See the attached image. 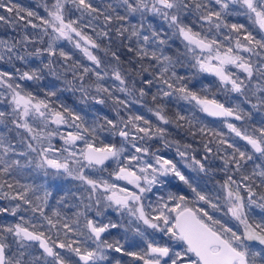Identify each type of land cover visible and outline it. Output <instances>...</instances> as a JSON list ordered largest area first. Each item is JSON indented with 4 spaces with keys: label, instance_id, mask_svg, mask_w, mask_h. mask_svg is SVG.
Masks as SVG:
<instances>
[{
    "label": "snow or ice",
    "instance_id": "1",
    "mask_svg": "<svg viewBox=\"0 0 264 264\" xmlns=\"http://www.w3.org/2000/svg\"><path fill=\"white\" fill-rule=\"evenodd\" d=\"M0 7H5L2 0ZM73 8L79 13L75 19L70 16ZM45 11L47 18L30 10L27 17L40 20L43 28L39 42L47 36L46 46L30 50L29 45L38 41L27 33L20 39H0V62L12 66L10 71H0V87L7 89V95L0 92V104L9 106L0 110V193L4 199L18 201L11 207H0V214L17 217L18 213H32L28 217L19 215V222L0 224V264H104L109 262L110 251L131 256L141 264H264V192L258 195L256 191L264 188V0H53L50 7L45 5ZM229 17H244L247 23L238 19L229 22ZM0 21L10 22L2 15ZM27 23L33 29L41 26L31 20ZM86 28L95 33V38ZM113 31L120 40L117 50L112 48ZM172 38L181 41L182 52H166V48H172ZM61 40L83 53L90 64L73 60L71 52L58 47ZM104 40L107 45L102 43ZM126 54L131 57L129 67L124 69L122 57ZM45 56L46 62L42 59ZM61 60L62 71H58L56 65ZM189 66L195 73L178 71ZM45 72L80 91L82 102L94 88L92 100L104 105L106 99H111L117 118L97 116L89 124L59 101L55 85L39 89L44 98H38L28 89L40 85ZM67 72L72 73L71 81L63 75ZM198 73L216 77L225 92L238 95V102L226 106L201 94L207 91L206 86L201 92L191 89L189 84ZM106 79L118 83L107 85ZM76 80L80 82L78 87L73 83ZM114 92L123 94V98ZM149 95L155 107L148 111L159 125L141 114L132 113L127 118L120 114L121 106L126 111L132 104L143 107ZM173 100L186 101L208 116L225 118L228 131L251 151L209 128L194 113L177 111L174 117L169 116L166 109ZM58 101L59 107H53ZM242 105H250V109ZM253 113H258L260 119L249 125ZM229 117L244 123L237 126ZM161 125L177 129L187 125L192 136L198 132L202 137L211 133L218 138L216 153L224 155L214 158L222 159L221 170L226 174L220 185L225 193L222 198L194 186L193 178L186 176L177 162L150 152L146 145L154 139L169 146L168 128ZM61 126L71 130L61 132ZM101 132L120 137V146L103 142L97 145ZM56 136L64 147L54 151L52 139ZM212 142L204 144L202 159L194 155L189 159L191 144L176 142V152L185 167L207 174L211 169L205 162L210 161L208 154L213 149L208 145ZM109 161L115 165L109 173L111 181L86 173L107 171ZM249 162L251 172L246 167ZM26 169L38 173L34 183L16 179L25 175ZM237 173L239 180L234 178ZM41 175L43 182L35 183ZM170 175L191 190L193 199L178 188L167 191L166 196L153 193L156 203L146 205V194L157 186L163 189L169 183L163 178ZM66 179L79 181L75 191L65 190L57 182ZM116 181H124L132 189ZM5 186L20 190L13 195L2 191ZM50 199H55V204L48 215L45 209ZM72 199L78 204L69 205ZM196 202H202V206L193 207ZM61 205L75 207L74 218L64 214ZM109 209L130 217L125 232L140 238L139 251L125 249L119 239L106 235L119 227L111 219L107 223L97 219ZM254 209L258 213L254 214ZM92 212L95 216L90 218ZM229 218L236 222L235 227L230 226ZM164 238L167 240L161 243ZM115 264L121 262L116 260Z\"/></svg>",
    "mask_w": 264,
    "mask_h": 264
},
{
    "label": "trees",
    "instance_id": "2",
    "mask_svg": "<svg viewBox=\"0 0 264 264\" xmlns=\"http://www.w3.org/2000/svg\"><path fill=\"white\" fill-rule=\"evenodd\" d=\"M3 4L5 7H0V15L8 17L10 22L5 23L3 21H0V36H2L5 39H8L11 41L13 37L16 39L22 38L23 35L31 34V38L37 40L38 42L35 45H29V49L33 47H44L47 44V36L43 37V43L39 42L40 36H42V28L43 25H41L40 20L36 19L35 17H27V11H33L37 13L40 17L47 18V12L45 11V5H50L53 3V0H2ZM94 3H100V0H94ZM69 7H72L69 5ZM7 8H13V11L9 12L7 11ZM20 9H23L25 11H20ZM19 17H24V19H19ZM71 18L75 19L77 16H79L78 12H75V9H72V13L70 14ZM102 19V18H101ZM229 22H234L236 19H238L242 23H247L246 18L244 17H239V18H234V17H229ZM28 20H31L33 23H36L38 25H41L39 28L33 29L30 24L27 23ZM85 23L87 22L86 20L84 21ZM133 23L136 22L135 19L132 20ZM99 24L100 22H95ZM115 23V22H114ZM159 22L157 21V25ZM50 30V29H49ZM99 30V28L97 29ZM86 32H88L90 35H93L95 38V33L91 32L90 29H85ZM41 32V33H40ZM170 34V33H169ZM114 37V42L112 44L113 50H117V46L120 43L119 38H115V32L113 31L112 33ZM235 35V34H233ZM221 40H223V37H220ZM103 44L107 45L108 41L104 40L102 41ZM127 43V41H125ZM169 43L172 45L171 49L166 48V52L168 54L175 53L177 50L183 51V46L179 43L177 38H172ZM226 44L227 41H224ZM59 48H63L65 51L71 52L73 54V60L81 62L83 64H90L89 61H87L85 58L82 56L78 55L75 51L70 49L69 47H66L64 45L60 46ZM96 51V50H95ZM99 55L103 57V52H100ZM131 57V54H126L124 57H122L124 63H123V68L127 69L129 67L128 60ZM42 59L47 61V57H43ZM35 64H38V61H34ZM70 63V62H69ZM146 64L148 63L147 61L145 62ZM63 64V61H59V63L56 65L58 71H62L60 68V65ZM19 66V62L17 64ZM7 69H4L3 66L0 67V71H6ZM178 71L180 74H192L195 73V69H192L190 66L186 68H179ZM63 75L66 76L67 80L71 81L72 78V73L67 72L63 73ZM147 76V74H144ZM150 78V77H148ZM131 79V78H130ZM65 81L63 79H57L55 76L48 75L47 72H45L44 79L40 82V85H31V87L28 89L30 91H33L34 94L39 96L40 98H44V92L39 90L45 86H50V85H55V88L58 89V97L59 101H62L64 105L67 107L73 109L74 111L78 112L81 116L84 117V119L91 124L93 119L95 117H103L107 116L110 119H116V112L113 110V103L111 99H106V103L104 105L96 104L92 100V96H95L96 93L94 90L89 91V97L86 101L82 102V93L80 91H74L70 88L69 85L64 83ZM73 83L78 87L79 83L78 80L73 81ZM105 83L107 85H113L118 82H110L109 79H106ZM219 80L208 74H202L198 73L197 78L194 79L190 84L189 87L193 89L194 91L201 92V89L203 87H207V91L203 92L201 94L207 95L209 98H215L218 101L225 103L226 106H234L235 103L238 102V95L235 93H229L222 91V88L220 86ZM137 86H140V81L137 80ZM221 89V90H220ZM224 89V88H223ZM151 92H155V88L153 87L151 89ZM106 96V94H104ZM115 96H120L123 98V94L119 92H114ZM138 97V94H137ZM50 100L56 101V97H51L49 98ZM59 101L57 103H54L52 106L53 107H59ZM253 103H255V99L253 98ZM155 107L154 103L151 100V95H149L146 98V104L142 107L140 104H132L129 107V110H124L123 107L121 106V115L124 117H127V115H130L132 113L135 114H141L145 116V118H148L152 121L153 124L159 125V121L156 120L154 116L151 115V113L148 111V108ZM242 107H245V109H250V105H242ZM5 103L0 104V110L5 109ZM167 114L171 117H174L175 113L177 111H180L181 113L185 115H189L194 113L195 116L201 120L204 124H206L209 128L215 129L218 132H221L224 134L225 137L230 138L231 140H234L240 147L246 148L248 151H251L250 148L246 145L244 141L239 140L238 137H235L232 133L228 131L224 124V119H217V118H212L208 115H206L203 112L198 111V109L194 108L193 105L188 104L186 101L183 100H173L170 103H168V107L166 109ZM260 119V115L258 113H253V120L247 121L249 125L253 124L255 121H258ZM101 123L103 120L101 119ZM180 123H184L181 121ZM236 125L240 126L244 122H233ZM162 127L168 128V133L166 135V139L169 141V146L165 147L164 141L160 139H154L151 141L147 142L146 146L150 147V152H156L158 155H161L165 158L172 159L173 161L177 162L178 168L186 175L191 178H193V183L194 186H198L199 189L204 190L206 193H208L210 196H217L219 195L221 198L225 195L224 191L221 189L220 185L224 183V180L226 178V174L221 170L223 161L222 159L214 158L217 156H223L224 152L216 153V148H217V143H218V138L214 137L211 135V133H208L204 135L203 137L201 136L200 133L197 132L195 136H192L188 132V127L187 125L184 128L177 129L172 125H161ZM251 130V129H249ZM209 140L213 141L210 143L208 146L213 149V152L208 154L210 156V161H208V166L211 169L207 174L205 173H199V172H191L190 175H188L185 171V164L183 160L177 155L176 152V142H179L181 145L183 144H191L192 148L188 149L189 152V159L191 156H195L197 159H200L202 156L205 155V150H204V144L208 142ZM101 142L103 143H115L117 146L120 145L121 139L118 137H113L111 136L108 132H101L99 138L95 141L97 145H101ZM143 143V142H141ZM82 146V144H80ZM221 148H224L225 146L220 145ZM183 150V149H182ZM227 152H231V149H226ZM247 171L251 172L252 164L249 162V165L246 166ZM34 170L31 169H26L25 170V175L22 176H17L16 179L20 181V183H27V174L29 172H33ZM240 174L237 173L234 178L239 180ZM176 179V178H175ZM14 182V181H13ZM177 186L180 184L183 187L185 185L182 184V182L178 181L176 179ZM181 186V187H182ZM187 187V186H186ZM234 187V186H233ZM188 188V187H187ZM19 188H14V189H8L7 186L4 187L3 191L4 192H10L11 194H15L16 191H19ZM257 194L264 192V188H257L256 189ZM242 195L247 197V193L242 191ZM189 199H193V194L191 193V196L188 197ZM49 201H52L50 199ZM52 202H49V207L45 209V214L50 215L51 213V208H52ZM192 206L194 207H200L202 206L201 202H196ZM0 207H9L7 203V199L2 198V194L0 193ZM206 207V206H205ZM63 212V210H61ZM211 212L212 210L209 209ZM66 214L68 217H70L71 213L69 212H63ZM258 213V210L254 209V214ZM219 214V213H218ZM19 215H24L25 217L32 216V213L30 211L24 212V213H18L17 217H13L8 213L0 214V224H8V223H16L19 222L18 217ZM38 215V214H37ZM214 215H217V213H214ZM219 217L221 219H224V217H221L219 214ZM251 219V217H250ZM232 223H236L235 221H232L229 218V224L232 225ZM53 238H55V233H53ZM37 248V254H39L40 250L38 249V245L36 246ZM66 255H71L67 254ZM75 260L76 258L73 257ZM120 261V260H119ZM129 262L127 259H123L120 261L121 263L124 262ZM131 261V259H130ZM115 263V261L113 262Z\"/></svg>",
    "mask_w": 264,
    "mask_h": 264
},
{
    "label": "flooded vegetation",
    "instance_id": "3",
    "mask_svg": "<svg viewBox=\"0 0 264 264\" xmlns=\"http://www.w3.org/2000/svg\"><path fill=\"white\" fill-rule=\"evenodd\" d=\"M5 106H6V108H9V106L7 104H5ZM210 117H212V116H210ZM212 118H217V117H212ZM217 119H225V118H217ZM228 120H230V119H228ZM230 121L231 122H240V121H234V120H230ZM49 127L54 128L56 126L50 125ZM66 130L70 131L71 129H67L66 126H61V128H60L61 132H64ZM13 135H14V133H13ZM119 139H121V138H119ZM52 144H53L54 151H57V150L61 149L62 147H64L63 141L59 138V136L53 137ZM250 150H251V148H250ZM202 157L200 159H202ZM108 163L111 165V167H109L108 170L105 172H90L89 170H86V173L91 175L93 178L108 179L111 181L112 178L110 177L109 173L114 170L115 165L112 164L111 161H109ZM205 163L208 165V161ZM31 170H33V169H31ZM185 171L188 175H190L192 172L187 167H185ZM37 175H38V173L35 170L33 172H29L27 174V179H28L27 183H30V184L34 183V178L37 177ZM163 179H166L169 183H166L163 189H160V187L157 186V187L153 188L152 193H147L146 194L147 198L145 200L146 205L149 203H152V204L156 203V195H153V193H157L159 195H165L166 196L167 191H176L179 188L182 190L183 193H186L188 197L191 196V190L189 188H187L186 186L183 187L181 185L182 186L181 187L180 184H178L179 187L176 188L177 183H176V179L173 176L170 175V176L163 178ZM41 182H43L42 175H41V178L39 180H35V183H41ZM57 182L62 183L65 187V190H67L68 188H71L73 191L76 190V186L79 184V181H72L70 179L61 180V181H57ZM116 183L121 185V186H125L129 189H132V186L127 185L124 181H116ZM29 196H32V193H29ZM33 199H34V197H33ZM49 202H52L53 204L51 206H53L55 204V199H52V201H49ZM68 203H69V205L78 204V201L72 199V200H69ZM201 204H202V202H201ZM60 209L63 210V212L71 213L70 217H73V218H74V213L77 211V209L75 207H71V206L64 207L63 205L60 206ZM94 216H95L94 212L89 213L90 218H92ZM216 216L218 218H220L218 213ZM97 219L98 220L102 219L105 223H107L108 219H111L113 222L118 223L119 227L116 229H111L110 233L106 234V235H109L110 239H119L121 241V243L124 244L125 249H128L130 251H139L140 250V248L137 247V244L140 243V238L134 236V234L132 232H127V233L125 232V228L128 226V220L130 219V217H128L127 215H118L117 213H115L111 209H109L104 217L97 218ZM230 226L235 227L236 223H232V225L230 224ZM151 231H152L151 229L148 230V232H151ZM157 236H159V234H157ZM166 240H167V238H164L160 242L164 243ZM123 259L129 260V262L125 261L124 263H121V264H141V262L134 260V258L131 256L123 255L121 253H116L113 251L109 252V262H104V264H115V263H113L114 261H116V260L122 261ZM130 259H131V261H130Z\"/></svg>",
    "mask_w": 264,
    "mask_h": 264
},
{
    "label": "rangeland",
    "instance_id": "4",
    "mask_svg": "<svg viewBox=\"0 0 264 264\" xmlns=\"http://www.w3.org/2000/svg\"><path fill=\"white\" fill-rule=\"evenodd\" d=\"M52 4V3H51ZM51 4L50 5H48L49 7L51 6ZM49 32H51V30H49ZM41 33V32H40ZM0 39H5V38H3L2 36H0ZM47 41H48V37H47ZM178 41H179V43L182 45V43H181V41L178 39ZM62 45H64V46H66V47H69L70 49H72L73 51H75L78 55H80V56H82L83 58H85L86 60H87V58L83 55V53H81L78 49H75L74 47H73V45H71V44H69L67 41H64V40H61V41H59L58 42V47H60V46H62ZM183 46V45H182ZM92 51H94L95 52V50H92ZM88 61V60H87ZM90 62V61H89ZM17 64H18V62H17ZM1 66H3L4 67V69H7L6 71H10L11 70V68H12V66H11V64H9V63H7V62H0V67ZM233 71H236L235 69H233ZM202 74H208V73H202ZM208 75H210V74H208ZM110 80V82H112V83H114V81L113 80H111V79H109ZM86 83H87V78H86V81H85ZM65 83V82H64ZM78 83H80L79 82V80H78ZM66 84V83H65ZM221 86V88H222V91H224V86L223 85H220ZM91 90H94V88L93 89H91ZM95 91V90H94ZM0 92H4L5 93V95H7V89H5V88H2V87H0ZM230 93V92H229ZM38 98H40L39 96H38ZM5 104H7V103H5ZM125 118H127V117H125ZM45 143H47V141H45ZM120 146V145H119ZM63 155H67V153H63ZM3 191V190H2ZM4 192V191H3ZM2 194V193H1ZM7 203H8V205H9V207H11V206H13V205H15L16 203H18V201H10V200H8L7 199ZM68 254V253H67Z\"/></svg>",
    "mask_w": 264,
    "mask_h": 264
},
{
    "label": "water",
    "instance_id": "5",
    "mask_svg": "<svg viewBox=\"0 0 264 264\" xmlns=\"http://www.w3.org/2000/svg\"><path fill=\"white\" fill-rule=\"evenodd\" d=\"M217 118H223V117H217ZM228 119H230V120H232V118L231 117H229ZM235 121V120H234ZM120 138V137H119ZM250 147V146H249Z\"/></svg>",
    "mask_w": 264,
    "mask_h": 264
}]
</instances>
